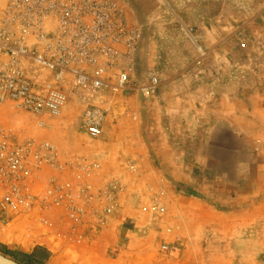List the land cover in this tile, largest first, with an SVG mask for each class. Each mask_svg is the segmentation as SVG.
<instances>
[{
	"label": "rangeland",
	"instance_id": "obj_1",
	"mask_svg": "<svg viewBox=\"0 0 264 264\" xmlns=\"http://www.w3.org/2000/svg\"><path fill=\"white\" fill-rule=\"evenodd\" d=\"M115 1L128 26L141 22L146 39L149 26L154 29V17L172 24H180L181 19L193 29L204 26L206 35L231 36L224 46L237 49V58L252 64L254 84H259L253 88V97L261 107L247 129L252 165L225 167L221 174L202 175L194 169L198 181L168 183L166 169L159 171L141 160L150 139L139 130L147 123L141 119L148 113L143 102L153 95L146 99L119 96L122 101L116 103L114 115L125 116L128 126L135 123L130 144L132 149L137 145V150L109 168L95 155L106 133L95 138L87 135L78 117L82 103L71 101L59 115H44L41 120L5 109L1 118L19 137L55 145L62 160L80 156L95 162L89 178L92 185L99 187L114 179L124 191L105 224L90 222L81 229L70 228L63 210L46 213L62 229L42 227L35 214H13L0 221V253L12 258L8 250L43 247L47 260L37 264H264V0ZM53 173L49 167L40 171L39 189ZM161 243L170 249L161 250Z\"/></svg>",
	"mask_w": 264,
	"mask_h": 264
},
{
	"label": "built area",
	"instance_id": "obj_2",
	"mask_svg": "<svg viewBox=\"0 0 264 264\" xmlns=\"http://www.w3.org/2000/svg\"><path fill=\"white\" fill-rule=\"evenodd\" d=\"M139 38L115 0H0V221L35 214L42 227L62 229L46 215L56 209L74 230L105 224L123 185L109 179L93 186L95 162L60 159L55 145L19 137L1 113L12 109L41 120L76 101L83 104L81 126L100 137L110 103L155 93L159 80L152 71L145 82L136 79ZM45 167L54 173L39 189ZM160 249L170 246L161 243Z\"/></svg>",
	"mask_w": 264,
	"mask_h": 264
},
{
	"label": "crops",
	"instance_id": "obj_3",
	"mask_svg": "<svg viewBox=\"0 0 264 264\" xmlns=\"http://www.w3.org/2000/svg\"><path fill=\"white\" fill-rule=\"evenodd\" d=\"M152 19L154 29L149 26L148 39L142 36L141 22H135L140 34L137 82H145L148 71L159 80L153 96L143 102L148 117L141 118L147 123L139 130L150 139L141 160L157 170L166 169L168 183L185 184L198 181L194 169L202 175L221 174L225 167L252 165L247 129L261 107L253 97V88L259 84H254L252 64L238 59L237 49L224 46L231 40L229 35H206L204 26L193 29L181 19L180 24ZM135 97L139 98L129 95ZM115 105L110 103L104 122L107 139L95 153L105 161V168L137 150V145L132 149L130 144L135 123L128 126L125 116L115 118ZM176 198L185 202L182 196Z\"/></svg>",
	"mask_w": 264,
	"mask_h": 264
},
{
	"label": "trees",
	"instance_id": "obj_4",
	"mask_svg": "<svg viewBox=\"0 0 264 264\" xmlns=\"http://www.w3.org/2000/svg\"><path fill=\"white\" fill-rule=\"evenodd\" d=\"M6 253L12 255V258L16 261H19L23 264L29 263H42L43 260L46 258V253L43 251L42 248L36 246L32 249L30 253L8 250Z\"/></svg>",
	"mask_w": 264,
	"mask_h": 264
},
{
	"label": "water",
	"instance_id": "obj_5",
	"mask_svg": "<svg viewBox=\"0 0 264 264\" xmlns=\"http://www.w3.org/2000/svg\"><path fill=\"white\" fill-rule=\"evenodd\" d=\"M0 264H21V263L0 253Z\"/></svg>",
	"mask_w": 264,
	"mask_h": 264
}]
</instances>
